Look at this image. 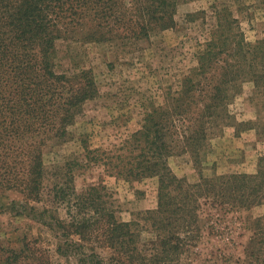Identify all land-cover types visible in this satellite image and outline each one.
I'll return each instance as SVG.
<instances>
[{"label":"trees","instance_id":"1","mask_svg":"<svg viewBox=\"0 0 264 264\" xmlns=\"http://www.w3.org/2000/svg\"><path fill=\"white\" fill-rule=\"evenodd\" d=\"M182 1L194 0H0V187L20 194L25 211L58 228L65 244L88 250L97 264H177L197 244L202 207L263 203L264 156L257 175L201 177L196 184L176 177L168 166L170 157L187 152L199 163L214 130L231 120L229 105L243 83L264 89V40L247 42L230 9L216 6H211L215 25L197 53V65L177 91L165 92L162 105H151L140 129L112 150H90L83 142L87 166L101 164L127 183L156 178L157 208L121 222L114 196L102 182L76 190L71 164L59 174L65 180L46 184L43 149L69 141L84 105L99 94L92 70L56 72V42L140 50L152 32L176 26ZM75 165L83 164L75 160ZM61 209L66 218L58 216ZM254 223L257 230L242 262L264 264V217ZM142 224L152 235L143 243L149 255L138 248ZM99 250L108 256L99 257ZM0 264L49 262L34 243L15 249L0 241Z\"/></svg>","mask_w":264,"mask_h":264},{"label":"rangeland","instance_id":"2","mask_svg":"<svg viewBox=\"0 0 264 264\" xmlns=\"http://www.w3.org/2000/svg\"><path fill=\"white\" fill-rule=\"evenodd\" d=\"M211 6L229 8L247 42L264 40V0H194L182 1L177 7L176 26L152 32L149 43L140 50L126 51L108 44L64 38L56 42V72L92 70L99 94L84 105L69 129V141L43 149L48 186L56 179L65 180L59 174L68 172L71 164L76 190L80 193L102 182L114 196L116 216L121 222L136 220L139 213L157 208L156 178L127 183L110 176L101 164L87 166L83 142L90 150L120 146L140 129L152 104L162 105L165 92L179 89L178 84L197 65V53L211 36L215 25ZM195 13L197 17L189 21L187 16ZM229 112L231 120L227 126L214 130L198 156L199 163H195L190 152L168 159L176 177L196 184L201 177L257 175L264 156V89H255L250 81L243 83L241 93L229 105ZM75 160L83 164L81 168ZM23 199L20 194L0 187V241L5 247L18 249L28 241L35 244L49 264H97L96 256H90L88 250L74 249L70 241L65 244L58 228L42 225L38 215L25 211ZM224 204L202 207L203 228L197 244L177 264H245L244 249L257 230L254 220L264 217V199L248 208L242 207L244 202ZM226 208L232 210L224 213ZM58 216L66 218L67 214L61 209ZM141 226L145 229L138 248L149 255L150 247L143 243L152 238L150 227ZM107 256L108 251L99 250V257Z\"/></svg>","mask_w":264,"mask_h":264}]
</instances>
